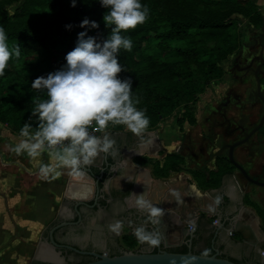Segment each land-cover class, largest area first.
I'll return each mask as SVG.
<instances>
[{
    "label": "trees",
    "instance_id": "obj_1",
    "mask_svg": "<svg viewBox=\"0 0 264 264\" xmlns=\"http://www.w3.org/2000/svg\"><path fill=\"white\" fill-rule=\"evenodd\" d=\"M13 1L20 0H0V27L5 30L10 47L20 46L21 55L18 59L13 57L5 74L0 76V121L16 132L28 122L35 132L38 122L31 113L32 97H47L45 92L32 89L31 82L66 65L65 56L75 48L78 33L87 31L98 42L106 39L110 32L103 19L107 9L102 7L101 0H76L75 7L72 0H23L14 13L6 12V4ZM141 3L150 9L149 17L134 30L122 32L131 37L133 48L120 50L118 60L124 70L119 76L132 79L133 97L139 99L138 107L146 110L150 119L147 129L155 128L181 105L184 111L177 117V123L194 125L197 119L191 104L197 101L208 81L222 75V60L240 43L239 16L261 27L264 17L260 6L255 0H141ZM85 18L98 22L99 28H81ZM67 25L72 27L69 29ZM152 163L155 173L165 175L181 169L185 156L171 152L165 156L163 165L159 161ZM215 163L216 169L209 170L211 178L204 179L207 185H216L224 174L236 169L227 155L217 156ZM198 174L206 177L202 170ZM259 213L264 220V212L259 209ZM122 240L130 248L137 245L131 234L122 235ZM171 250L187 252L188 248ZM31 264L48 263L32 260Z\"/></svg>",
    "mask_w": 264,
    "mask_h": 264
},
{
    "label": "crops",
    "instance_id": "obj_2",
    "mask_svg": "<svg viewBox=\"0 0 264 264\" xmlns=\"http://www.w3.org/2000/svg\"><path fill=\"white\" fill-rule=\"evenodd\" d=\"M256 2L263 14L264 0ZM4 130L5 128L0 126V133ZM106 131L126 132L129 138L133 134L124 126L108 127ZM242 133L237 131L236 135L241 138ZM103 135L104 133L100 134L101 137ZM199 136H203V132L196 129V126L179 127L168 117L155 128L146 129L141 137H138L139 145L132 151L124 152L125 159L119 167H109L108 164L113 162L111 157H108L109 163H104L102 167L92 166L95 175H100L103 171V177L100 179H103L102 186L99 185L100 196L96 204L97 187L93 178H87L83 172L79 176L69 175L66 168H58L54 175L42 176L39 163L51 162L48 153H43L37 161L31 160L26 154L17 155L12 148L21 137H13L10 134L5 137L11 144L10 150L6 151V145L3 148L0 145V209L2 194L9 198L10 212L12 207L17 206L19 194L25 191L35 198L42 195L49 207L52 202V207L60 208L65 200L68 207L63 208L64 215L61 219L58 218L57 223L78 218L74 207L77 202L85 201L90 206L79 205L82 220L89 221L91 229L95 231V237H101L103 243L118 250L123 248L121 233L131 234L137 240L138 250L155 251L159 245L142 243L134 235V229L141 225L150 232L156 231L151 223L145 224V214L136 207L137 195L144 193L145 198L153 204L160 201L164 210L183 209L187 215L195 214L197 229L192 241L194 252L210 254L214 253L216 247L220 249L222 256L234 261L259 264L264 259L261 254L264 249V220L259 213V209L264 212V187L247 182L237 168L224 174L216 185H207L204 179L211 178L209 170L216 169V159H204L203 156V159L195 158L200 156L201 152L192 153L194 145L189 139L197 142ZM205 149L208 150L205 153L208 156L213 151L212 144ZM171 152H179L185 156L183 167L171 170L165 175L155 173L152 162L159 161L163 165L165 156ZM221 155H227V152ZM235 157L252 176L264 180V139L257 133L252 136L250 143L235 149ZM144 159L146 161H142ZM98 162L99 159H96L95 164H100ZM199 170L205 172L206 177L198 174ZM174 192L179 193V196L174 195ZM43 203L44 201L41 202ZM38 205L39 201L36 202V206ZM215 219H221L222 222L215 224ZM116 221L122 222L118 234L108 228L109 224ZM169 226L170 222L163 217L159 224V228L165 233L162 240L171 245V249L188 248L186 242L190 235L185 228L190 225L173 229Z\"/></svg>",
    "mask_w": 264,
    "mask_h": 264
},
{
    "label": "clouds",
    "instance_id": "obj_3",
    "mask_svg": "<svg viewBox=\"0 0 264 264\" xmlns=\"http://www.w3.org/2000/svg\"><path fill=\"white\" fill-rule=\"evenodd\" d=\"M101 5L107 9L103 19L110 28L108 37L98 42L87 31L78 33L75 48L65 56L66 65L31 82L32 89L45 92L47 98L32 97L31 113L38 127L32 132L31 123L26 122L19 131L21 139L12 151L17 155L26 154L33 161L47 152L51 162L39 163L42 176L54 175L58 168H66L69 175L79 176L101 154L116 156V142L106 131L110 124L122 125L137 137L150 125L146 110L140 109L139 99L133 97L132 79L119 76L124 67L118 60L121 49L133 48L131 37L122 32L144 24L150 9L141 0H101ZM72 6H76V0H72ZM80 27L99 28V24L85 18ZM7 41V34L0 27V76L5 74L9 61L21 55L20 46L10 47ZM90 130L105 134L97 136ZM136 207L145 214V224L159 225L165 214L144 193L137 195ZM121 227V221L108 225L117 234ZM134 235L150 246L160 243V233L150 232L144 225L136 227Z\"/></svg>",
    "mask_w": 264,
    "mask_h": 264
},
{
    "label": "rangeland",
    "instance_id": "obj_4",
    "mask_svg": "<svg viewBox=\"0 0 264 264\" xmlns=\"http://www.w3.org/2000/svg\"><path fill=\"white\" fill-rule=\"evenodd\" d=\"M22 3L23 0L8 3L5 10L8 13H14ZM262 7L264 10V3ZM238 21L241 32L238 47L226 59L222 60V75L208 81L203 92L198 95L197 101L191 104V106L194 105L192 113L196 116L197 122L194 125H190L188 122L183 123V126H196V129L203 132V136H199L197 142L191 138L189 139L192 141L191 144L194 145V152L192 153H195V151L201 152L200 156H195L196 159L210 158L213 151L207 156L205 153L208 150L205 147L212 144L213 139L216 149L227 142L240 139L236 132L240 131L242 133L243 130H248L253 124L258 123L264 114V102L255 96L257 91L255 71L258 68L264 95V23L261 27H255L246 19L241 18ZM183 111L181 105L168 119L175 123L177 117ZM0 126L5 128L3 133H0V145H2V148L6 145V151H9L11 144L5 137L10 134L13 137H18L19 132L14 131L11 126L3 121H0ZM115 126L117 125H109L110 128ZM210 129L215 138L210 137ZM257 135L264 139V124ZM202 143L204 146H201ZM38 201L40 205L36 206ZM42 201H44L43 204H41ZM8 202L9 198L2 194L0 264H31L36 256L51 259L52 256L48 255L46 250H44L46 253L44 254L39 249L41 246H47L46 237H48V232L58 218L61 219L64 215L63 208L68 207L67 201L63 200L60 208L52 207V202L49 207L48 202L42 195L35 198V196L31 197L25 191L19 194L17 206L12 207V212H10ZM10 215L11 219L9 220ZM92 240L96 246L103 249L108 247V244L103 243L101 237L96 238L95 234ZM121 244L123 250H138L139 248L138 246L130 248L122 240ZM108 248L112 249L111 247ZM51 262L54 264H67L63 259Z\"/></svg>",
    "mask_w": 264,
    "mask_h": 264
},
{
    "label": "water",
    "instance_id": "obj_5",
    "mask_svg": "<svg viewBox=\"0 0 264 264\" xmlns=\"http://www.w3.org/2000/svg\"><path fill=\"white\" fill-rule=\"evenodd\" d=\"M264 63V61H263ZM255 77L257 80V91L255 93L256 97H259L264 102V95L262 93V82L261 77L259 76V68L255 71ZM264 124V114L261 117L259 123L255 125L251 130L243 131L242 138L227 142L223 144L221 147L217 148L215 147V141L212 140V146H213V152H211L210 159L214 160L217 156H220L224 151L227 150V157L232 162L233 165L236 166V168L240 171V173L243 175V177L247 180V182L252 184H257L259 186L264 187V180L261 179V177H254L252 176L248 170L236 159L235 157V149L243 144L250 143L252 136L260 130L262 125ZM105 134V133H104ZM115 140V148L117 150V155H105L101 154L97 159H99L100 164H95V162L84 168L83 173L87 178H93L95 180V185L97 187L96 190V197H95V203H98V198L100 196V179L103 177V171L100 175L93 174L92 166L93 165H102L104 163L108 164V157H111L113 159V162L109 163V167L115 169L120 166V163L122 160L125 159L124 152L125 151H132L139 145V139L138 137H135V135H131L129 138V134L126 132H116V133H109L107 132ZM180 152V150H179ZM86 204L89 205L85 201L77 202L75 205V211L78 214V220L75 222L72 221H63L60 224L54 226L50 230V241L54 245L58 246V243L56 242L54 238V231L57 228L70 225V224H76L79 223L82 220V213L79 208V205ZM157 207H162V203L158 201L156 204ZM167 212V214H164L163 217L166 218L170 222V228H182L186 224L191 225V228H185L190 235V239L186 242L188 246L187 252H177L171 250V245L166 244L164 239L165 233L162 229L159 228V225H153L156 231L160 233V243L157 248V251H144V250H123L120 251L119 254H108V253H97V252H82V253H88L95 256V259L87 262H81V263H75V264H245L241 262L234 261L228 257L222 256L220 249L214 247V253L211 255L201 254L194 252L193 250V237L195 235V231L197 229V222H196V216L195 214L187 215L183 209L171 211L170 209L164 210V213ZM172 212H175L173 214ZM162 217V218H163ZM161 218V220H162ZM160 220V222H161ZM218 222H222L221 219H217ZM178 221V222H177ZM185 221V223H183ZM235 221V219H233ZM160 224V223H159ZM233 231V229H231ZM46 247L41 246L39 251L44 252ZM69 248L76 250L78 252H81L75 247L69 246ZM41 255V253H40ZM42 256V255H41ZM35 260H43V261H55V259H44L40 258L39 256L35 257ZM260 264H264V259L261 261Z\"/></svg>",
    "mask_w": 264,
    "mask_h": 264
},
{
    "label": "flooded vegetation",
    "instance_id": "obj_6",
    "mask_svg": "<svg viewBox=\"0 0 264 264\" xmlns=\"http://www.w3.org/2000/svg\"><path fill=\"white\" fill-rule=\"evenodd\" d=\"M258 123L253 124L248 130H251ZM176 124L179 127H184L183 125L185 123L182 125H179L177 123V119H176ZM260 130H261V128H260ZM211 131L212 130L210 129V137L215 138L214 134ZM74 209H75V207H74ZM77 220H78V218H76V219L72 218L71 219L72 222H75ZM68 221H70V220H68ZM61 222H63V221H61ZM61 222L59 221V222L55 223L53 226H51L50 230L54 226L60 224ZM50 230L48 232V237H46L47 246H45L46 247L45 250L47 251L48 254H51L52 257H50V258L55 259V261L57 259H60V260L63 259L67 262V264L87 262V261H91V260L95 259V256L88 254V253H82V252L119 254L120 251L123 249V248H119L118 250H114L112 245H108V247H111L112 249H109L108 247L106 249H103L99 246H96L92 240V236L94 235L95 231L93 229H91L90 223L86 219H83L79 223H76V224H70V225H66V226L57 228L54 231V238H55L56 242L58 243V246L51 243V241H50ZM69 246L75 247L78 250H80L81 252L73 250V249L69 248ZM40 261H43V260H40ZM43 262H46L48 264H54L50 260L49 261H43ZM241 263L255 264V263H251L248 261H242Z\"/></svg>",
    "mask_w": 264,
    "mask_h": 264
},
{
    "label": "built area",
    "instance_id": "obj_7",
    "mask_svg": "<svg viewBox=\"0 0 264 264\" xmlns=\"http://www.w3.org/2000/svg\"><path fill=\"white\" fill-rule=\"evenodd\" d=\"M90 131H92V134L97 135V136H100L101 133H104V132H96V131H94V130H90ZM214 223L217 224V223H218V220L215 219V220H214ZM189 228L192 229V226L190 225ZM261 254L264 256V249L262 250Z\"/></svg>",
    "mask_w": 264,
    "mask_h": 264
},
{
    "label": "bare ground",
    "instance_id": "obj_8",
    "mask_svg": "<svg viewBox=\"0 0 264 264\" xmlns=\"http://www.w3.org/2000/svg\"><path fill=\"white\" fill-rule=\"evenodd\" d=\"M43 253H44V254H46L47 252L45 253V251H44ZM48 255H50V256H51V254H48Z\"/></svg>",
    "mask_w": 264,
    "mask_h": 264
}]
</instances>
